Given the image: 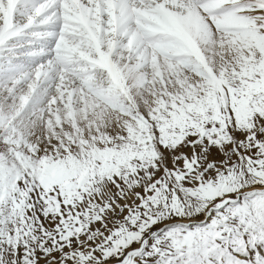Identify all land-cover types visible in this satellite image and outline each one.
I'll return each mask as SVG.
<instances>
[{
    "label": "rangeland",
    "instance_id": "374dc122",
    "mask_svg": "<svg viewBox=\"0 0 264 264\" xmlns=\"http://www.w3.org/2000/svg\"><path fill=\"white\" fill-rule=\"evenodd\" d=\"M23 1L8 2L11 15L6 26V10L0 5L2 35L5 27H10L8 32L21 30L0 42V66L6 76L0 86L6 83L12 91H1L8 95L6 101L12 103L14 98L16 103L20 96L14 93L31 89L30 106L42 93L39 117L46 121L47 116L57 115L58 105H66L67 94L71 101L110 95L109 101L113 98L111 103H117L112 106L105 100L100 105L110 110L109 118L122 121H117V127L128 122L89 140L73 137L65 123L64 130L57 127L61 139L55 145L45 139L41 146H30L20 138L19 126L15 130L9 124L0 127V264H113L128 251L139 249L147 238L141 252L132 255L127 264H264V2L233 0L237 4L226 6L222 5L226 0H219L227 14L235 13V5L237 11L246 7L253 14L240 18V24L228 30L237 36L238 46L252 42L250 48H237L240 54L244 50L241 61L224 58L220 50L208 51L206 69L201 67L204 61L200 57L184 51L171 61L178 62L179 57L188 61L175 65L180 73L184 71L180 75L185 76L186 84L169 91L178 73L165 77L166 83L157 76L158 86L164 89L155 90L147 78L137 96L138 89L130 88L127 80L130 95L125 96L124 88L113 82L97 58L100 52L106 54V40L114 39L110 61L115 63L118 54H131V50L132 59L138 61V49H129L127 44L135 33L150 31L154 21L149 19L159 10L146 11L136 0L145 14L136 16L133 10L121 23L136 32L112 38L105 31L99 34L108 26V12L98 22L99 32L93 33L83 17L65 15L58 1L55 6L51 1L27 0V13L19 10ZM86 1L71 8L86 12ZM56 22V31H52ZM210 22L218 31L212 34L224 38L219 22ZM166 36L156 33L153 41ZM35 37L42 45L32 42ZM174 37L188 47L193 35L184 28ZM48 42L56 43L54 48L47 47ZM118 91L121 97L116 99ZM151 91L158 97L153 98ZM58 92L64 97L54 103ZM35 116L27 118L28 126L36 122ZM17 118H11V124ZM246 191L253 192L214 211L204 225L179 224L201 221L209 208Z\"/></svg>",
    "mask_w": 264,
    "mask_h": 264
},
{
    "label": "bare ground",
    "instance_id": "6f19581e",
    "mask_svg": "<svg viewBox=\"0 0 264 264\" xmlns=\"http://www.w3.org/2000/svg\"><path fill=\"white\" fill-rule=\"evenodd\" d=\"M10 1L11 0H6L5 2L1 3V0H0V5L2 4L6 10L5 26L10 24V15H11L10 7L11 6L8 5V2H10ZM14 1L18 2V0H14ZM41 1H48V0H37V2H41ZM50 1H51V3H53L56 6V3H55L56 0H50ZM87 1H88L87 5H86V6H88V7H86L87 11L85 12V10H83V12H81V13H78L77 11L73 10V8H71V6L73 4L78 5L79 3L82 2V0H58V3H60L62 5V8H63L65 15H68L69 18H71V19L77 18L78 19L80 16V17H83L85 19V21H88L87 25H89L91 27V29H92L91 32H93V33L96 30L99 32L100 28H99L98 22L103 21L104 20V12H108V17L105 18V21L108 23V26H106V28L105 27L102 28L101 29L102 32L101 33L99 32V34L100 35L104 34L103 31H105L106 36L109 35L108 37H112V38H115L116 35L117 36L122 35L121 33L128 34L131 32H133V33L136 32V29H133L132 27H128L129 26L128 24L123 26V27L121 26L122 22L126 21V19L128 20L131 17L133 10L136 12V16L138 14H145V13L141 12L140 7H142V9H145L146 11H147V9H149L151 11L152 8H154V9H157V11L159 10L161 12L160 13L158 11V13L154 19L153 18L149 19L147 17L149 19V21L150 20L154 21V22H152L154 24L151 23L152 25H150L151 27H149L150 31H154L153 33L150 31H147L148 29L146 31H143L142 33H135V35L131 39V42L127 44L129 49L134 48V47H135V49H138L137 52L135 51V53L138 54V56H139L138 61H134V59H132V51H134V50H131V54L127 53L125 55V54L120 53L116 56L115 63L116 62L119 63V66L116 65L117 63L115 64L112 61H110L109 58H111L110 57L111 47L113 46L114 42H116V41H114V39H113V41L110 40V42L108 40H106L107 45L105 48V52H106L105 55H103L104 52L103 53L100 52V55L98 54L99 57L97 56L98 58L95 56L97 59H99L100 64L102 63L103 65H105V68L107 69V72H109L110 76L112 77L113 82L121 85V87L124 88V95L125 96H128V94H129V93L127 94L126 88L128 87V85L130 83H131L129 85L130 88L138 89V90H135V94L137 96L139 95V93L142 94V92H137V91H139V88L142 89L141 87H143L142 86L143 82H145L147 80V78H149V80L152 83V85H150L149 87L150 88L154 87V88H156L155 90L164 89L163 87L158 86V81L160 80L162 82V80L165 79V77L167 79V78H169V75H171V76L174 75L173 73H178L179 78L174 77L177 74H175L173 76V78H176L175 80H178L179 82L177 85H174L175 80L173 79L174 83L172 82V87H170L169 91H171V90L176 91L179 85L186 84L187 80L183 78L185 76L180 75V74H182V72L184 74V71H182L180 73V69L176 68L175 65L178 62H180V60L184 61L185 64L188 61L183 60V57H179L180 60L178 62L174 63L173 61H171L173 56H176V55L180 56L184 51L185 52L191 51L195 54V56L200 57L204 61V64L203 65L201 64V67L207 69L208 67H207L205 61L206 60L209 61L208 51H209V53H212V52H216V51L220 50L222 52L224 58H230L231 60L241 61L240 60L242 58L241 54H244V50L242 48L241 50H243V51H241V52H243V53L240 54L238 52L239 53V56H238L237 51H239L240 49L237 50V48L238 47L239 48L240 47H245V48L251 47L252 42L250 43L249 41H246L245 44H242L241 46L239 44V46H238L237 36L235 35V33L232 34V33L228 32V30H230L233 27H236V26H238V24H240V18L245 17V16L246 17H252L253 16L251 9L250 10L245 9L246 7H242L241 10L237 11V6L236 5L234 7L232 6L234 3L237 4V1L235 2L233 0H226V1L224 0L225 1L224 4H222V2H221L222 5H226V6H228V4L233 3L231 6L233 7V11L235 13H231L232 12L231 11L229 14H227V10H228V9L226 10L227 7L224 8L223 6H221L219 0H217V1H215V0H199V1H196V0H170V1L169 0H155L156 2L154 4L157 3L158 6L153 5L152 2H154V0H139L140 4H141L140 7H138L137 4L135 3L136 0L134 2H130L129 0H87ZM105 1H107V2H105ZM261 1L262 2H260V4H262L264 2V0H261ZM26 2H27V0H25V2L23 1V2L18 4V6L21 5V8H19V10H21L25 13H27L28 10L24 9V8L29 6ZM244 2H245V0H244ZM170 3L172 4V6H168V4H170ZM104 4H106L105 8H103ZM175 5H177V7H175ZM220 6L223 8H221ZM232 7L231 8L229 7V8L232 9ZM16 9L18 10V8H16ZM246 10L249 11L248 14L246 13ZM21 11H19V12H21ZM252 11H254V7H253ZM49 12H51V10ZM205 12H207L206 15H205ZM239 14H240V16H239ZM34 15L29 17V20H33L35 17ZM146 15H147V13H146ZM52 16H53V14L52 15L50 14V17H52ZM209 16L211 18H209ZM147 18H146V20H147ZM211 19H215V21L219 22V26H218L219 28L218 29L221 30V31L219 30V32L224 33L223 34L224 38L215 37L212 34V32L215 33L218 31H215V29L213 28V24H211V22H210ZM182 24H183L184 28H186V30L191 32V34L193 35V38H194V41H193L192 37L189 38V40L187 41V42H189L188 47H185L184 41L180 42V41L176 40V38L174 37V35L176 33H179L181 30L184 29ZM20 25H23V27H25L24 24H20ZM56 25H57V22L54 23L51 28H56L55 27ZM14 26H16V25H14ZM9 28L10 27H5L4 28L5 30H2V31H4L3 35L0 31V33H1L0 34V42L3 41L4 39H6L5 37L11 36V35H16L17 33H19L21 31V30L19 31V29H16L14 32H8ZM20 28H22V26ZM159 32L166 33V35H168V36H166V39L161 37L158 39V41L154 42L153 41L154 36L156 33H159ZM99 34L97 37L100 36ZM37 35H39V33ZM54 35L55 34H53V36ZM147 38H148V40H146ZM45 41H47V39ZM49 41H50V39H49ZM52 41H55V40L52 39ZM49 43H51V42H49ZM49 43H47V44H49ZM62 43H63V41H62ZM52 44H53V42H52ZM111 44H112V46H111ZM54 45H52L53 48H54ZM69 45L70 44H68V46ZM70 46L72 47V44ZM43 47H44V45H43ZM64 48H65V46H64ZM129 49L127 51H129ZM75 50H77V49H75ZM245 54H246V51H245ZM83 56L89 57V55L86 54V52H84ZM100 56H102L103 58H101ZM63 58H64V56H63ZM211 59H212V57H211ZM7 62H9V61H7ZM148 62H149L148 65H150V66H148L147 68L144 69L143 68L144 64H146ZM222 62L224 63V60ZM69 63H70V61H69ZM86 65H88V64H86ZM2 68H3V65L1 64V66H0V80L3 79L4 77H6V76H4L5 70L3 71ZM105 68H103V69H105ZM37 72L39 73V71H37ZM126 76H128V79H125ZM157 76H159L161 78L159 80H157L158 79ZM198 77H200V74ZM19 79H22V78H19ZM19 79H18V81H19ZM25 80H24V82H25ZM85 80H87V79H85ZM91 80L92 79L90 77V79L87 80L86 82L88 83V81H91ZM127 80H129L130 83ZM155 80H157V81H155ZM191 80H192V78H191ZM125 81H127V84L124 86ZM11 82H13V81H11ZM60 82H64V80H61ZM68 82H70V80ZM189 82H191V81H189ZM16 83L17 82H15V84ZM59 84L62 85V83H59ZM15 86H17V84ZM70 86H72V85H70ZM74 86L79 88L77 85H73L72 87H74ZM11 87H14V86H11ZM65 87L67 89V86H65ZM31 88H33V87H31ZM150 88H148V89L150 90ZM125 89H126V92H125ZM3 90L7 91L8 93L12 92L10 87H8V84H6V83H2L0 86V93ZM30 90L31 89H29L27 92H22L20 94L14 93L15 97L17 95L20 96L18 101H16V103H14L15 102L14 98H13L12 103H8L5 99V97H6L5 95H7V94H5V95L3 93L0 94V127L5 126L6 124L7 125L9 124V126H10L9 128L12 127L15 130V126H19L20 130H19L18 134H19L20 138L24 137L25 142H27V144L30 146H34L35 144L41 146L44 143L45 139H49L48 141L55 145L56 142L61 139V135L59 134L60 130H57V127L64 130L63 124H65V123H68L70 125L69 130L74 132V134L67 129H66V133L70 132V134L73 135V137H74V135H76V137L80 136L81 139H83V140H89L91 137L97 136L101 132L106 133L105 132L106 130H108V131L112 130L111 132H113V130L115 131L116 128H121L120 125H126L124 123L126 121L128 122V120L125 119L126 121L124 120L125 122L123 121L124 123L120 124L117 127V124H119L118 122L120 121V120H118V117L115 118L114 120L109 118L110 110L108 111V109L106 110L103 108V106L100 105V103H104L105 100L108 101V104H112V106H113V104L117 103L116 101H115V103H111L113 98L111 99V101H109L110 95H109V98L107 96L106 97L99 96V97H97L99 99H97V98L93 99L92 97H88L87 99H85V97H84V99H83L81 97V95L83 96V94L80 95V97L82 98L83 101L82 100L80 101L78 99H75V100L73 99L71 101V99H72V97L70 96L71 94H69V95L67 94V96L65 98L66 100H63L66 103V105L64 104L60 108L58 107L59 105L58 106L56 105L57 106V109H56L57 115H55L52 119L50 116H47L46 121L40 120L39 116L41 114V110L43 107V106H41V103H40L42 93L39 95L35 94L36 96L34 95L35 96L33 98L34 103H33V105H30L33 107L30 110L28 108L30 106L29 105L27 106V102L29 101V99H30L29 97L31 95ZM68 90H70V89H68ZM31 91H33V90H31ZM69 92H71V91H69ZM151 92H152V97H153L154 92L153 91H151ZM182 92H184V91L182 90ZM38 93H39V91L37 92V94ZM78 93H80V92H78ZM163 93H165V92L163 91ZM113 94H115V93H113ZM119 94L121 95V91H118L114 95L115 96L114 98L119 99L121 97V96H119ZM183 94H185V93H183ZM11 95H12V93H11ZM147 95H149V94H147ZM72 96H73V92H72ZM74 96H76V95H74ZM84 96H86V94ZM7 97H8V95H7ZM63 97L64 96H62L58 92V93H56L53 102L57 103L56 102L57 99L63 98ZM152 97L150 98L151 100L154 97H158V96H156V94H154V97L153 98ZM125 103H127V102H125ZM29 104H32V103L30 102ZM23 109H25L24 110L25 114H23ZM21 111H22L21 115L17 116L18 113H20ZM33 113L36 115L35 120H33V121H36V122H34L32 127H30L31 125L28 126V124L25 121ZM14 117L15 118L18 117V118L16 119V121L14 123L11 124V121H12L11 118H14ZM110 121H112L111 122L112 124H108V122H110ZM120 122H122V121H120ZM123 127L126 128L127 126H123ZM77 128H78V130H77ZM14 137H15V135H14ZM17 141H19V139ZM88 144L90 145V142H88ZM56 146H59V145H56Z\"/></svg>",
    "mask_w": 264,
    "mask_h": 264
},
{
    "label": "water",
    "instance_id": "95a60500",
    "mask_svg": "<svg viewBox=\"0 0 264 264\" xmlns=\"http://www.w3.org/2000/svg\"><path fill=\"white\" fill-rule=\"evenodd\" d=\"M251 192H253V191H246V192L238 195V197L236 199H230L226 203L222 204L219 207H211V208H209L208 211L206 212V215H205L204 219L201 220V221L179 222V224L183 225V226L204 225L211 218V216H212L214 211H218V210L224 208L225 206H227L231 202L238 201L242 196H244L245 194L251 193ZM148 240H149V238L143 240V242L141 243V247L139 249H133V250L128 251L119 262L113 263V264H127V262L129 261V259H130V257L132 255H136V254H139L141 252V250L144 248V246L146 245Z\"/></svg>",
    "mask_w": 264,
    "mask_h": 264
}]
</instances>
